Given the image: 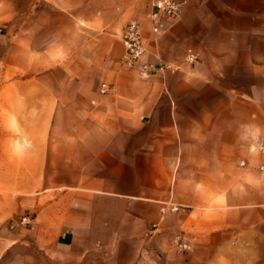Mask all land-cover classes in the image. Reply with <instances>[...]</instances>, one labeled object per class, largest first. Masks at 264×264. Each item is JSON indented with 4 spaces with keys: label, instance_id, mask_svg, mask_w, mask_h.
Here are the masks:
<instances>
[{
    "label": "crops",
    "instance_id": "0c3cea01",
    "mask_svg": "<svg viewBox=\"0 0 264 264\" xmlns=\"http://www.w3.org/2000/svg\"><path fill=\"white\" fill-rule=\"evenodd\" d=\"M149 11L0 0V264H264V0Z\"/></svg>",
    "mask_w": 264,
    "mask_h": 264
},
{
    "label": "built area",
    "instance_id": "2783aa9c",
    "mask_svg": "<svg viewBox=\"0 0 264 264\" xmlns=\"http://www.w3.org/2000/svg\"><path fill=\"white\" fill-rule=\"evenodd\" d=\"M150 11L148 19L151 23V31L156 37L162 32L164 22H169L171 25L180 19L183 4L186 0H148ZM121 40L125 48V53L122 65L128 70L138 72L143 78H147L156 73L165 70L177 69L167 63L159 62L157 64L141 62V58L145 53V46L141 37V26L137 20L128 22L122 32ZM197 56L191 50H187L185 55V63L193 66L197 63ZM106 88L102 86V92H106ZM179 208L172 206V211H177ZM29 216H22L20 223L24 225L30 224ZM176 245L181 250L187 248V244L182 239L176 237Z\"/></svg>",
    "mask_w": 264,
    "mask_h": 264
}]
</instances>
